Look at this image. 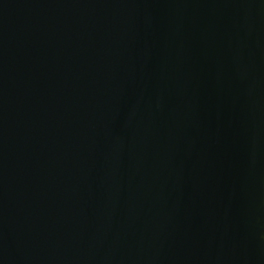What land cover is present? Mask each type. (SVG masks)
I'll return each mask as SVG.
<instances>
[{
    "label": "water",
    "instance_id": "water-1",
    "mask_svg": "<svg viewBox=\"0 0 264 264\" xmlns=\"http://www.w3.org/2000/svg\"><path fill=\"white\" fill-rule=\"evenodd\" d=\"M0 264H264V0H0Z\"/></svg>",
    "mask_w": 264,
    "mask_h": 264
}]
</instances>
